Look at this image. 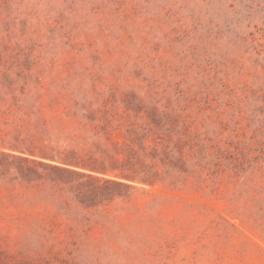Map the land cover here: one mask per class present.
Instances as JSON below:
<instances>
[{"label": "rangeland", "instance_id": "1", "mask_svg": "<svg viewBox=\"0 0 264 264\" xmlns=\"http://www.w3.org/2000/svg\"><path fill=\"white\" fill-rule=\"evenodd\" d=\"M41 135L141 165L55 206ZM0 264H264V0H0Z\"/></svg>", "mask_w": 264, "mask_h": 264}, {"label": "trees", "instance_id": "2", "mask_svg": "<svg viewBox=\"0 0 264 264\" xmlns=\"http://www.w3.org/2000/svg\"><path fill=\"white\" fill-rule=\"evenodd\" d=\"M88 117L91 115L88 114ZM27 145L25 151L37 159L2 154V160L11 159L16 163V173L23 182L36 188L37 199L60 207H71L72 204L88 206L109 199L125 185L92 173H117L129 177L137 173L136 166L141 165L132 152L121 160L119 153L100 148L96 144L92 147L86 142L64 145L41 135L32 138Z\"/></svg>", "mask_w": 264, "mask_h": 264}]
</instances>
